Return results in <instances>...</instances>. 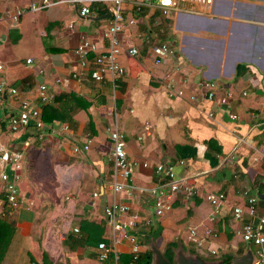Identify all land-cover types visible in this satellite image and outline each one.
Returning <instances> with one entry per match:
<instances>
[{
  "label": "crops",
  "instance_id": "crops-1",
  "mask_svg": "<svg viewBox=\"0 0 264 264\" xmlns=\"http://www.w3.org/2000/svg\"><path fill=\"white\" fill-rule=\"evenodd\" d=\"M31 1L39 2L0 0V12L27 8ZM53 1L49 8L25 13L18 23L0 24V82L6 83L0 94V142L22 152L20 193L33 202L32 208L21 205L4 218L14 231L0 264H40L43 253L51 264H109L97 260L100 243H113L123 260L130 245L120 234L113 241L104 216L113 200L131 206L127 219L138 224L151 219V228L159 231L155 249L140 245L141 252L151 250V262L153 251L163 256L172 241L183 253L208 262L228 256L232 263L248 252L254 256L255 247L236 234L254 218L244 215L236 222L232 211L246 207L244 192H249L258 196L256 215L264 212V0L188 2L167 19L156 9L136 11L135 0H128L123 17L135 24H125L119 41L123 49L136 48L138 55L118 56L126 72L113 85L72 77L83 72L73 54L81 36L106 52L109 12L100 15L98 4L110 11L111 0ZM83 5L91 11L85 18L79 16ZM159 42L174 44L177 53L154 64L151 45ZM238 66L245 69L242 75L236 74ZM209 80L216 82L217 95H228L227 104L207 101L200 83ZM41 85L47 88L46 104L39 101ZM168 85L182 89L183 96L169 98ZM10 88L17 94L11 95ZM22 99L39 109L42 127L12 132L9 120L18 114ZM145 124L151 126L150 136H143ZM113 129L125 136L127 160L138 163L128 181L134 188L131 197L114 195L110 188ZM144 162L150 167L143 168ZM164 163L175 164L192 193L186 198L181 188L172 196L171 210L156 218L148 191L163 184L153 166ZM208 193L225 195L218 217H212L204 199ZM4 194L0 180V213L6 211ZM90 223L99 229L86 225ZM138 226L140 232L150 228ZM191 229L200 237L211 230L216 237L196 246L189 241ZM81 235L92 242L73 246L71 238Z\"/></svg>",
  "mask_w": 264,
  "mask_h": 264
},
{
  "label": "built area",
  "instance_id": "built-area-1",
  "mask_svg": "<svg viewBox=\"0 0 264 264\" xmlns=\"http://www.w3.org/2000/svg\"><path fill=\"white\" fill-rule=\"evenodd\" d=\"M68 2L76 3L80 0H67ZM128 0H111L112 8L109 11L110 17L108 27L105 33V37L108 40V48L106 52L100 53L98 45L89 40L86 36H81L79 42L73 49L74 57L77 59L78 64L83 70L82 73L72 75L73 78L79 79L85 77L96 83H102L103 81H110L113 85L116 80L123 77L125 74V68L119 63L118 56L121 53H125L128 56L134 57L138 55L136 48L123 49L119 41V34L122 32L125 24L133 26L135 21L133 19L125 20L123 17V6ZM59 2H64L60 0ZM192 2L195 4L203 3L210 5L211 0H135L131 4L136 11L142 9H156L160 15L167 19L172 13L180 11V5L184 3ZM53 0H39V2L31 1L27 8L17 9L10 12H0V24L5 20H9L12 23H18L21 17L27 12H34L39 9L49 8L54 5ZM91 15V11L88 6L83 5L80 7L79 16L85 18ZM71 27V26H70ZM151 51L153 55L154 64H161L167 59L176 56L177 48L174 44L169 42L153 43L151 45ZM94 55L92 60H89L90 55ZM30 63V60H27ZM0 70L2 66L0 65ZM85 70V71H84ZM205 90V98L209 102H213L216 105H225L228 103V95H217V84L214 81H206L200 83ZM6 89V83L0 82V94ZM46 86L41 85L39 87V101L41 104H46L49 101V96L46 94ZM9 93L16 95V89L10 88ZM167 96L169 98L182 97V89L173 90L170 85L167 87ZM190 100H195V97H191ZM41 113L36 106L28 100H20L18 107V114L9 120V129L12 132H16L19 129L26 128L29 125H33L37 128L42 127L40 119ZM209 118L213 117L212 113L208 114ZM232 120H236L237 116H230ZM151 135V126L144 125L143 136ZM141 138V137H140ZM139 138V139H140ZM109 140L111 142V160L113 165V182L110 185L111 191L114 195L123 194L126 197H131L133 193V187L128 183L132 169L138 165L137 162L130 163L127 160V155L124 147L125 136L117 129L110 131ZM88 149V144L84 146V150ZM75 152L78 149H74ZM23 154L18 150H11L7 146L0 142V166L3 168L0 173V180L4 185L5 192V206L6 211L0 213V218H7L14 211H16L21 205L26 204V208L33 207V202L25 200L21 196L19 182L21 180V162ZM178 165L183 166L184 162L181 161ZM143 168L150 167V164L144 162L141 164ZM5 167L9 168V172L5 170ZM154 172L157 176L162 177L163 184L157 189H151L148 194L151 198L155 199V212L154 217L160 218L166 212L171 210L172 196L177 193L181 188L184 190L186 198L192 193V188L189 187L184 179H182L176 171V166L173 163L157 164L153 166ZM144 189L138 190L139 196L144 195ZM247 205L245 208L237 206L233 208L232 215L236 222H241L244 215L254 218V221L242 224L236 234L245 242L255 247L254 264H264V212L260 215H256V204L258 200L257 194H250L244 192ZM98 194L94 193L92 198H97ZM212 207V217H218L221 214L223 204L225 202V195L223 193L206 194L204 196ZM131 211V206L127 203H122L117 200H113L111 203L104 207V216L106 217L111 230L113 241H116V235L120 234L121 238L126 240L130 245V254H132L131 261L128 264H138V256L141 251L139 235L140 228L138 225L144 227H151L152 220H145L143 223L138 224L135 218L127 219ZM257 216V217H256ZM126 217V219H124ZM74 229V232H77ZM216 234L211 230H205L202 237L197 235L195 229L189 231V241L199 246L202 241L210 238H215ZM98 254L97 260L101 263L109 264H122L119 260L118 251L112 245H106L100 243L97 246ZM214 255L215 251H211Z\"/></svg>",
  "mask_w": 264,
  "mask_h": 264
},
{
  "label": "trees",
  "instance_id": "trees-1",
  "mask_svg": "<svg viewBox=\"0 0 264 264\" xmlns=\"http://www.w3.org/2000/svg\"><path fill=\"white\" fill-rule=\"evenodd\" d=\"M98 5L100 6V9H98L100 15H105L109 12V10H106L100 3ZM93 58H94V55L92 54L90 55L89 60H92ZM244 72H245L244 67H240V66L237 67L236 69L237 75H242ZM54 111L57 112L58 111L57 108H54ZM4 198H5V194H4ZM86 225L93 226V229L98 227L97 225H95V223L93 224L90 223ZM151 227L148 230L141 232L140 235L138 236L139 237L138 239L140 241V245L144 246V245L149 244L152 248L154 247L156 248L155 239L156 237H158L159 231L152 229ZM13 231H14L13 227L9 223H7L5 219L0 218V262L4 256L7 246L9 245L11 241V238H12L11 235H13ZM82 231L85 232L84 229H82ZM91 242L89 239L83 238V235H81V237L75 236L74 238H71V244L77 247L84 245V244L88 245ZM178 246H179L178 242L172 241V242L167 243L166 246L164 247L163 257L166 260H168L170 264H174V252H175V249L178 248ZM131 258H132V254L129 253L128 256H126L123 260H120V262L122 264H128L131 261ZM222 260L224 264L231 263V258L228 256L222 257ZM137 263L138 264H150L151 263V250L147 249L143 252L140 251ZM40 264H51L47 254L43 253L42 261Z\"/></svg>",
  "mask_w": 264,
  "mask_h": 264
},
{
  "label": "water",
  "instance_id": "water-1",
  "mask_svg": "<svg viewBox=\"0 0 264 264\" xmlns=\"http://www.w3.org/2000/svg\"><path fill=\"white\" fill-rule=\"evenodd\" d=\"M107 18L110 17V14L106 15ZM176 263L177 264H223L222 261H213L208 262L204 261L200 256L194 254H185L182 249L179 247L175 252ZM255 258L251 252H248L239 259H233L231 264H254ZM151 264H170L168 260L163 258L161 252L155 250L152 253V262Z\"/></svg>",
  "mask_w": 264,
  "mask_h": 264
},
{
  "label": "rangeland",
  "instance_id": "rangeland-1",
  "mask_svg": "<svg viewBox=\"0 0 264 264\" xmlns=\"http://www.w3.org/2000/svg\"><path fill=\"white\" fill-rule=\"evenodd\" d=\"M184 238V237H183ZM39 243H41V240L38 241ZM162 247V246H161Z\"/></svg>",
  "mask_w": 264,
  "mask_h": 264
},
{
  "label": "snow or ice",
  "instance_id": "snow-or-ice-1",
  "mask_svg": "<svg viewBox=\"0 0 264 264\" xmlns=\"http://www.w3.org/2000/svg\"><path fill=\"white\" fill-rule=\"evenodd\" d=\"M165 2H167V0H165Z\"/></svg>",
  "mask_w": 264,
  "mask_h": 264
}]
</instances>
